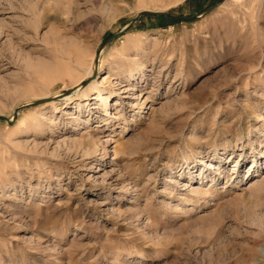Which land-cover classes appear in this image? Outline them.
<instances>
[{
	"label": "rangeland",
	"instance_id": "1",
	"mask_svg": "<svg viewBox=\"0 0 264 264\" xmlns=\"http://www.w3.org/2000/svg\"><path fill=\"white\" fill-rule=\"evenodd\" d=\"M40 99L0 119V264H264V0H0V114Z\"/></svg>",
	"mask_w": 264,
	"mask_h": 264
},
{
	"label": "water",
	"instance_id": "2",
	"mask_svg": "<svg viewBox=\"0 0 264 264\" xmlns=\"http://www.w3.org/2000/svg\"><path fill=\"white\" fill-rule=\"evenodd\" d=\"M210 7L206 8L204 11H207ZM141 15H167V16H170V17H174V18H189L191 16H180V15H175V14H172V13H169V12H166V11H159V10H142L140 12H138L136 14V16L131 20V23L134 22L139 16ZM115 36L112 35L111 37ZM97 56H98V53H96V57H95V60L97 59ZM45 99H40L38 101H33V102H26V103H23L21 104L20 106L16 107L14 110H13V113H12V118H9L8 116H4V115H1L0 114V119L1 120H5L7 122H10L11 120H13L17 113H18V110L19 108L21 107H25V106H28V105H32V104H36V103H40L42 101H44Z\"/></svg>",
	"mask_w": 264,
	"mask_h": 264
},
{
	"label": "bare ground",
	"instance_id": "3",
	"mask_svg": "<svg viewBox=\"0 0 264 264\" xmlns=\"http://www.w3.org/2000/svg\"><path fill=\"white\" fill-rule=\"evenodd\" d=\"M58 54H59V56H61L63 58H67L69 61H73L74 63H80L81 62L80 58H79V52L76 49L69 48V47H63L62 49L59 50ZM101 68H102V66H100V69ZM80 82L81 81L77 82L74 86H78ZM89 90H94V92H97L98 95H100L102 97L103 101H105L108 97L107 95L102 96L103 88L98 87L96 81H92L90 83ZM9 117L11 118V115H9Z\"/></svg>",
	"mask_w": 264,
	"mask_h": 264
}]
</instances>
